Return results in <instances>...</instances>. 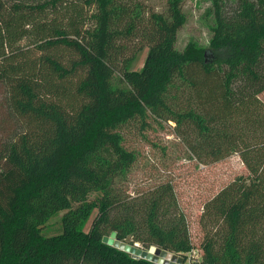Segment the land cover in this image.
Returning <instances> with one entry per match:
<instances>
[{"label": "trees", "instance_id": "obj_1", "mask_svg": "<svg viewBox=\"0 0 264 264\" xmlns=\"http://www.w3.org/2000/svg\"><path fill=\"white\" fill-rule=\"evenodd\" d=\"M183 1L164 13L144 0H0L12 126L0 141V264H158L104 242L112 232L188 259L173 185L118 187L137 159L123 128L151 120L174 124L204 163L238 153L246 167L204 204L195 264H264V0H237L232 15L210 0L209 44L180 50ZM136 42L149 47L140 70L127 54ZM59 213L61 232L44 234Z\"/></svg>", "mask_w": 264, "mask_h": 264}, {"label": "rangeland", "instance_id": "obj_2", "mask_svg": "<svg viewBox=\"0 0 264 264\" xmlns=\"http://www.w3.org/2000/svg\"><path fill=\"white\" fill-rule=\"evenodd\" d=\"M144 1L146 10L167 12V0ZM238 7L237 0H227L224 10L227 15H232ZM210 9V0L183 1L186 21L177 34L178 49L182 50L191 40L202 46L209 44L213 24L212 16L207 13ZM148 50V46L139 49V43L136 42L134 48L127 53L133 57L131 69L142 68ZM119 74L121 73L117 71L116 75ZM5 91L4 85L0 83V141L4 140L12 128L8 125L7 111L2 104ZM260 97L264 101V93ZM151 124L152 126L146 130H141L139 122L123 128L125 145L137 153V159L129 170L117 178L118 187L125 195L136 196L160 183L170 182L180 207L186 214L190 235L196 246L185 264H195L201 259L206 235L201 220L204 204L236 176L245 174L246 167L238 153L216 162L204 163L191 154L182 138L176 134L174 124L163 122V126L160 127L154 120H151ZM61 217L62 213L52 217L43 233L46 235L60 233ZM90 223L91 221L86 226L87 230Z\"/></svg>", "mask_w": 264, "mask_h": 264}, {"label": "water", "instance_id": "obj_3", "mask_svg": "<svg viewBox=\"0 0 264 264\" xmlns=\"http://www.w3.org/2000/svg\"><path fill=\"white\" fill-rule=\"evenodd\" d=\"M103 241L118 249L129 252L134 258H145L158 264H185L186 261L184 256L161 249L156 245H151L148 249H145L138 243L132 244L121 240L117 237L116 232H112L109 236H104Z\"/></svg>", "mask_w": 264, "mask_h": 264}]
</instances>
